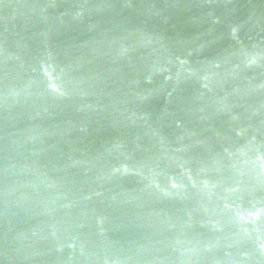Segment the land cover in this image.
I'll use <instances>...</instances> for the list:
<instances>
[{
    "label": "water",
    "instance_id": "95a60500",
    "mask_svg": "<svg viewBox=\"0 0 264 264\" xmlns=\"http://www.w3.org/2000/svg\"><path fill=\"white\" fill-rule=\"evenodd\" d=\"M0 264H264V0H0Z\"/></svg>",
    "mask_w": 264,
    "mask_h": 264
}]
</instances>
